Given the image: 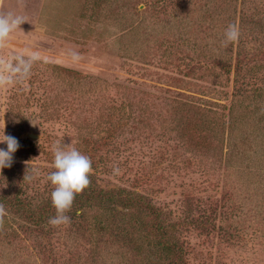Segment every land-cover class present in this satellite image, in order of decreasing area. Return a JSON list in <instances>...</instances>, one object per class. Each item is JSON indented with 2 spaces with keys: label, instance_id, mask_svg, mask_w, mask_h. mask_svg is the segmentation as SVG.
I'll list each match as a JSON object with an SVG mask.
<instances>
[{
  "label": "rangeland",
  "instance_id": "obj_1",
  "mask_svg": "<svg viewBox=\"0 0 264 264\" xmlns=\"http://www.w3.org/2000/svg\"><path fill=\"white\" fill-rule=\"evenodd\" d=\"M9 17L0 264H264V0H0ZM54 146L90 159L75 195L95 191L60 225ZM100 190L143 204L112 215Z\"/></svg>",
  "mask_w": 264,
  "mask_h": 264
},
{
  "label": "clouds",
  "instance_id": "obj_2",
  "mask_svg": "<svg viewBox=\"0 0 264 264\" xmlns=\"http://www.w3.org/2000/svg\"><path fill=\"white\" fill-rule=\"evenodd\" d=\"M22 21L18 18H0V40ZM239 38V28L230 24L224 31V43L235 42ZM4 124L0 128V143L6 145L0 148V169L10 167L13 153L19 144L15 137L4 134ZM55 171L49 173L47 179L53 185L51 203L56 215L49 218L51 225L66 224L69 217L64 213L73 202L75 194L81 192L89 184L88 173L91 169L90 159L75 148L65 149L59 146L53 148V164ZM30 178V177H29Z\"/></svg>",
  "mask_w": 264,
  "mask_h": 264
},
{
  "label": "trees",
  "instance_id": "obj_3",
  "mask_svg": "<svg viewBox=\"0 0 264 264\" xmlns=\"http://www.w3.org/2000/svg\"><path fill=\"white\" fill-rule=\"evenodd\" d=\"M89 193L90 194L87 197H78L77 195H75L72 205L69 209H73V212L75 214L84 217L87 213V210L92 207V195L95 194V191L91 189ZM96 200H99V202H101L105 206H110L108 210L112 212V215L116 210V206L118 205L130 209L137 204H143L141 201V196L135 194L133 195L132 193H128L124 190H120L118 193L100 190L96 194ZM93 216L94 215H92L91 217ZM112 218H114V216H111V219ZM41 220L43 221V219ZM93 220L95 221V223L99 224V226L102 224V221H100L97 216H94ZM102 226L103 228L107 227V225L104 224H102ZM155 230V235L159 236V242L157 245L160 247V251L166 254H177L181 252V249L179 247L165 242V228L162 225L156 224Z\"/></svg>",
  "mask_w": 264,
  "mask_h": 264
},
{
  "label": "water",
  "instance_id": "obj_4",
  "mask_svg": "<svg viewBox=\"0 0 264 264\" xmlns=\"http://www.w3.org/2000/svg\"><path fill=\"white\" fill-rule=\"evenodd\" d=\"M30 137H34V135L32 133L29 134Z\"/></svg>",
  "mask_w": 264,
  "mask_h": 264
}]
</instances>
